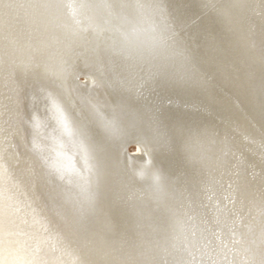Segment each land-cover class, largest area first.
I'll return each mask as SVG.
<instances>
[{
	"label": "bare ground",
	"instance_id": "1",
	"mask_svg": "<svg viewBox=\"0 0 264 264\" xmlns=\"http://www.w3.org/2000/svg\"><path fill=\"white\" fill-rule=\"evenodd\" d=\"M11 1L14 5H25L14 6L11 11L12 14L21 12L25 26L15 28L14 34L7 37L6 45L9 49L24 46L21 52L25 50L30 63L38 57L36 46L42 37L34 40L41 29H46L39 25L37 31L31 24L34 22L25 24L28 11H38L27 7L36 0ZM201 2L191 0L193 11L200 16L197 25L214 29L212 46L191 25L181 26L180 39L191 49L190 70L194 74L207 75L211 78L210 84L214 81L227 84V90L220 91L217 97L218 111L201 108L194 112L189 105L197 102L196 94L173 88L156 74L153 45L163 17L150 10H128L117 15L106 9H90L92 31L100 27L108 30L109 35L95 38V44L91 36L92 44L86 46L91 49L84 50L78 62L85 71L78 69L70 73L67 83L75 94L73 99L79 105V112L95 132L93 142L97 150L88 145L81 150L85 159L100 160V164L89 161L97 186L99 183L97 192L100 187L110 185L120 189L122 195L131 197L135 193L143 199L142 193L148 191L149 185L167 178L178 160L173 145L182 150L181 134L191 128L194 135L203 138L206 158L197 161L205 174L200 201L193 211H189L190 204L180 209L169 225L149 229L157 239L152 242L162 245V259L182 260L184 264H253L259 260L264 246V196L260 187L264 176L261 169L264 162V0H239V6L225 16L198 8ZM216 2L230 4L234 0ZM64 3L79 4L77 0H64ZM3 5L0 3V29L9 20H2L9 12ZM81 12L78 7H63L43 15L54 17L59 31L63 29L75 35L70 24L77 23ZM37 19L35 22L40 24V16ZM10 28L6 26L8 33ZM81 29L75 32L79 34ZM29 38L31 42H27ZM55 38L64 41L61 34ZM114 44L117 47L113 51L136 65L131 77L124 72L122 76L110 78L109 69L95 55L97 46L106 48ZM42 61L33 64L32 69L39 70ZM6 62L0 65V74L13 69ZM35 73L31 72L26 81ZM49 73L53 74L50 81L63 82V76L59 77L56 71ZM83 74L88 82L78 81V76ZM7 113L10 115L8 110H0V264H80L87 255H76L77 248L65 243L61 231L43 215L44 209L32 196L19 157L10 147V133L6 134ZM11 117L15 126L13 113ZM204 117L207 122L203 121ZM69 120L74 128L72 118ZM130 144H138L142 154L128 153ZM133 184L129 190L128 186ZM245 184L249 186L246 192L241 190ZM186 197L184 193L185 203ZM180 198L179 192L168 190L167 205L175 207ZM164 203L163 199L152 198L154 207ZM154 229L160 231L152 232ZM64 231L70 235L65 227ZM90 253V258H95L94 249Z\"/></svg>",
	"mask_w": 264,
	"mask_h": 264
},
{
	"label": "snow or ice",
	"instance_id": "2",
	"mask_svg": "<svg viewBox=\"0 0 264 264\" xmlns=\"http://www.w3.org/2000/svg\"><path fill=\"white\" fill-rule=\"evenodd\" d=\"M25 7L23 4L6 3L4 8ZM239 6V0L230 4H217L216 0H202L197 6L200 9L215 11L220 16H225L231 9ZM27 7L34 8L41 13L40 23L45 28L55 26V18L43 15L51 9L63 7H78L81 10L90 8L106 9L111 13L119 14L128 10H150L163 17L158 29V36L154 37L156 63L154 69L166 84L173 88H182L192 91L197 96V102L189 105L194 112L201 108L209 111H218L217 97L219 92L227 90V84L214 81L210 84V77L198 76L190 70V47L180 39L183 35L181 26L191 25L206 37V43L212 46L214 29L209 25H197L199 14L193 11L191 0H80L79 4H65L64 0H36ZM148 19H151L149 16ZM9 23V21H6ZM262 39H264V26H262ZM117 45L102 48L97 46L95 55L108 69L110 78L122 76L127 72L129 77L134 73L136 65L125 59L117 51ZM126 82H128L126 80ZM143 87V85H141ZM35 95V93H33ZM9 113L22 116L20 123L27 133L28 123L31 122L33 113L39 112V103L36 100L29 102L28 92L9 97ZM207 122V117L203 118ZM196 123V121H193ZM182 150L173 145V151L178 155V160L169 172L167 178L158 179L149 185L148 191L142 193L143 199L136 196L122 195L121 190L110 185H105L90 198L87 204H64L65 228L75 237L83 247L89 251L94 249L95 258H86L80 264H184L182 260H164L161 258L162 245L152 243L150 248L138 250V241L146 238L148 230L153 226L169 225L180 211L190 204L193 211L201 198V185L205 182L203 169L197 161L206 158L204 140L199 135H194L191 128L181 134ZM264 173V162L261 164ZM38 182H43L41 173L34 176ZM133 185H129V190ZM248 185L242 186V191L248 190ZM261 193L264 196V176L261 179ZM168 190L180 193L179 203L175 207L167 205ZM184 193H187L185 203ZM49 195L59 202L61 194L52 190ZM163 199L164 205L152 204V198ZM119 239L122 247H115L108 243L109 240ZM167 239V237H165ZM151 243V242H150ZM253 264H264V246L261 248L259 260Z\"/></svg>",
	"mask_w": 264,
	"mask_h": 264
},
{
	"label": "rangeland",
	"instance_id": "3",
	"mask_svg": "<svg viewBox=\"0 0 264 264\" xmlns=\"http://www.w3.org/2000/svg\"><path fill=\"white\" fill-rule=\"evenodd\" d=\"M9 1L0 0V3L6 4ZM77 1L80 3V0ZM11 3L14 4V1H11ZM90 9L82 10L77 23L70 24L73 26L72 32L75 35L63 29L59 31V29H56L58 27L57 23H55L56 27H50L45 31L44 29L40 30L39 25L41 23L39 24L35 21L38 20V16L41 18V13L39 11H28L25 24L34 22L31 23L33 29L41 31L37 34L38 37L34 42L42 37L37 42L38 46H36L38 52L35 55L38 54V57L36 59L33 58L30 63L28 55L24 53L25 50L21 52L24 46L15 45L16 47L12 46V49H9L6 45L7 37L14 34L15 28L19 30L25 26L22 23L21 12L12 14L11 11L14 8H8L9 12L7 15L2 16V20L7 18L9 23H2L5 27L3 29L2 25V29H0V56L2 57L0 65H4L6 60L8 61L6 62L9 65L8 67H13V69L8 70V73L0 74V110L6 112L9 106V97L25 91L28 92L29 102L36 100L39 103V112L33 113L32 120L27 125V133H25L24 127L20 123L22 116L13 113L14 126L11 113L10 115L7 113L9 119L6 134L10 133V147L16 151L19 157V163L23 169L25 179L31 187L32 196L35 197L37 205L44 209V212L42 211L43 215L53 221L55 226L61 231L66 244H72L77 248V256H82L85 253L88 258L92 257L90 251L85 249L77 239H74L75 237L64 233L65 218L62 205L65 203L68 205L87 204L89 199L94 197L99 186V183L98 186L96 184L97 178L92 168H90L91 164L89 161L92 163L94 161V163L98 164L100 160L96 157H91L93 161L89 158L85 159L81 150V147L86 148L87 145L97 150L93 142L95 132L87 118L79 112V105L73 99L75 94L70 91L67 83L70 73L78 69L85 71V68L79 67L78 62L83 51L88 52L91 49L86 46L92 44L93 41L95 44V38L99 39V36L106 37L109 35L108 30L100 27L92 31V26L94 25L92 23L93 11ZM34 14L36 17L32 16ZM66 21L69 23V20ZM71 22L75 23L72 20ZM6 26L11 27L9 33L6 30ZM78 29H81L79 34L75 32ZM59 34L64 36L65 42H60L55 38ZM92 35L93 40L91 43ZM79 36H81L80 39ZM27 42H31V38ZM84 45L85 47H83ZM16 48L19 49L18 52H14ZM15 61L18 63H15ZM41 61L42 65L39 66V70L36 67L32 69L33 64L35 66ZM49 71H56L59 77L62 75L63 82L58 83L57 79L50 81L53 79V74L51 73L50 75ZM31 72L36 73L26 81ZM78 81L88 82V78L85 74L79 75ZM69 117L73 120L74 128L71 127ZM12 126L15 127L14 130ZM137 145L130 144L128 153L142 154V149ZM96 153V156L99 157V153ZM37 173L43 175V182H38L34 179ZM52 190L61 194L59 202L54 201L49 195ZM156 229L152 230V232L160 231ZM148 233H150L148 237L138 241V250H144L149 247L153 243L152 239L157 240L156 235H152L150 230H148ZM163 233L166 232L163 231ZM148 241L151 243L148 244ZM108 243L115 247L123 246L119 239L109 240Z\"/></svg>",
	"mask_w": 264,
	"mask_h": 264
}]
</instances>
